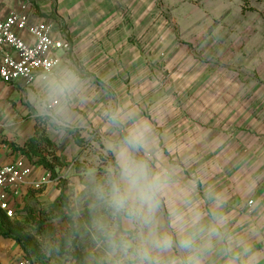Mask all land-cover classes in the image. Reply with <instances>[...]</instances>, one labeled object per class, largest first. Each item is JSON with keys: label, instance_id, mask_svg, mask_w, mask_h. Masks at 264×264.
<instances>
[{"label": "rangeland", "instance_id": "1", "mask_svg": "<svg viewBox=\"0 0 264 264\" xmlns=\"http://www.w3.org/2000/svg\"><path fill=\"white\" fill-rule=\"evenodd\" d=\"M7 13L47 20L71 49L63 62L80 68L86 92L75 123L59 129L36 114L32 85L0 83V146L34 167L31 187L0 210V264H83L86 235L70 237L63 189L111 160L107 121L113 108L150 121L164 157L196 176L198 194L214 187L229 218L205 264H264V0H0ZM46 131L59 159L56 176L20 153L35 129ZM15 152V153H14ZM52 153V152H51ZM52 153V154H53ZM49 243L58 251L49 254Z\"/></svg>", "mask_w": 264, "mask_h": 264}, {"label": "clouds", "instance_id": "2", "mask_svg": "<svg viewBox=\"0 0 264 264\" xmlns=\"http://www.w3.org/2000/svg\"><path fill=\"white\" fill-rule=\"evenodd\" d=\"M32 89L38 116L59 129L74 125V108L86 92L79 67L71 61L46 66ZM105 115L119 131L106 143L111 160L102 175L94 168L83 173L66 209L70 237L81 233L89 240L83 264H205L229 224L223 195L208 187L206 209L201 181L182 179V169L160 152L150 121L123 108ZM46 251L58 247L49 243Z\"/></svg>", "mask_w": 264, "mask_h": 264}, {"label": "built area", "instance_id": "3", "mask_svg": "<svg viewBox=\"0 0 264 264\" xmlns=\"http://www.w3.org/2000/svg\"><path fill=\"white\" fill-rule=\"evenodd\" d=\"M55 26L47 20L34 21L29 12L4 14L0 7V83L33 85L36 76L56 63H63L71 46L55 36ZM4 124L0 116V129ZM34 167L24 159L0 161V210L14 216L11 197L19 188L31 187ZM15 264H32L22 259Z\"/></svg>", "mask_w": 264, "mask_h": 264}, {"label": "trees", "instance_id": "4", "mask_svg": "<svg viewBox=\"0 0 264 264\" xmlns=\"http://www.w3.org/2000/svg\"><path fill=\"white\" fill-rule=\"evenodd\" d=\"M53 148L54 143L46 131H42L40 128H37L35 129L33 136L27 140L25 146L19 152L25 155L29 161L33 160L36 156H41L38 164L41 165L43 169L50 172L53 178L56 176L55 167L47 161V157H44L52 156V161L58 162L59 159L53 153ZM67 206V197L65 196V189H63L62 198L55 205L54 210L60 211L61 208H67Z\"/></svg>", "mask_w": 264, "mask_h": 264}, {"label": "crops", "instance_id": "5", "mask_svg": "<svg viewBox=\"0 0 264 264\" xmlns=\"http://www.w3.org/2000/svg\"><path fill=\"white\" fill-rule=\"evenodd\" d=\"M2 11H3L4 14H7V12H5L4 10H2ZM55 36H56V33H55ZM56 37L59 38L58 36H56ZM64 39H65V37H64ZM0 134H3L2 128L0 129ZM26 142H27V140L25 141V143ZM25 143L23 145H25ZM11 154H12V156H8V152H7L6 146H0V161L2 163L12 162V161L16 160L18 156H20L18 154H13V153H11Z\"/></svg>", "mask_w": 264, "mask_h": 264}]
</instances>
